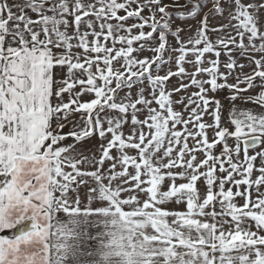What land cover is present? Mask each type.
I'll return each instance as SVG.
<instances>
[{"label":"snow or ice","instance_id":"snow-or-ice-1","mask_svg":"<svg viewBox=\"0 0 264 264\" xmlns=\"http://www.w3.org/2000/svg\"><path fill=\"white\" fill-rule=\"evenodd\" d=\"M0 233V264H264V0H0Z\"/></svg>","mask_w":264,"mask_h":264},{"label":"crops","instance_id":"crops-1","mask_svg":"<svg viewBox=\"0 0 264 264\" xmlns=\"http://www.w3.org/2000/svg\"><path fill=\"white\" fill-rule=\"evenodd\" d=\"M180 1H182V0H179V2ZM164 3H167V4H172L171 2L169 3V2H167V0H164ZM207 11V10H206ZM177 23L178 24H180L181 22L179 21V20H177ZM211 24H212V26H218V21H216V20H213V21H211ZM182 27L183 26H185V25H181ZM148 51H145V53H147ZM228 115V113L226 112L225 113V116H227ZM91 231H95V229H91ZM0 234H7V233H0ZM88 244H89V248H91V247H94V242L93 241H89L88 242Z\"/></svg>","mask_w":264,"mask_h":264},{"label":"rangeland","instance_id":"rangeland-1","mask_svg":"<svg viewBox=\"0 0 264 264\" xmlns=\"http://www.w3.org/2000/svg\"><path fill=\"white\" fill-rule=\"evenodd\" d=\"M167 2H171V3H174L175 2V0H167ZM186 2V0H182V1H180L179 3L180 4H184ZM170 10H172V11H183V9H170ZM152 54H151V52L150 51H148L147 53H143L142 54V56H141V58H143V57H145V56H151ZM161 74H163V73H161ZM173 80H175V78H173Z\"/></svg>","mask_w":264,"mask_h":264}]
</instances>
